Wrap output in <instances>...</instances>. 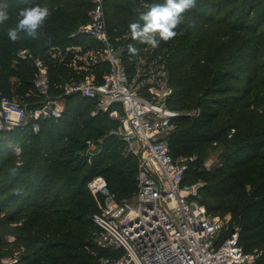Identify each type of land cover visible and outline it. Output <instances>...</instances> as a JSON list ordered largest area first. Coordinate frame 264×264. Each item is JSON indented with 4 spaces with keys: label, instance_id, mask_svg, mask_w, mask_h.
I'll list each match as a JSON object with an SVG mask.
<instances>
[{
    "label": "trees",
    "instance_id": "obj_1",
    "mask_svg": "<svg viewBox=\"0 0 264 264\" xmlns=\"http://www.w3.org/2000/svg\"><path fill=\"white\" fill-rule=\"evenodd\" d=\"M0 3L9 5V19L0 25V93L31 106L38 101L29 95L35 70L18 58L21 50L46 64L52 92L60 93L65 81L84 79L87 73L75 72L73 60L95 47L77 35L90 21L92 0ZM151 3L163 0H104L108 33L125 49H137L124 60L131 78L140 60L145 61L140 71L155 73L163 66L172 90L169 107L199 110L198 116L174 121L171 155L189 159L186 183L192 177L203 181L200 197L208 214L229 215L244 251L264 254V0H197L196 8L184 13L185 22L195 18L197 26L180 25L177 36L157 48L133 41L129 30ZM34 4H47L51 16L38 38L21 34L13 43L7 30L15 26L19 9ZM78 46L81 52L74 51ZM97 69V75L107 71L105 65ZM64 101L62 118L41 122L37 134L29 129L0 134V260L11 256L12 248L20 253L17 264H98L121 254L95 244L98 229L91 216L98 207L87 185L102 176L118 201L130 200L137 158L126 156L123 143L109 136L118 126L109 112L92 116L95 103L80 96ZM89 142L100 150L92 157ZM16 145L22 150L20 165L10 148ZM216 150L219 160L207 171L209 151Z\"/></svg>",
    "mask_w": 264,
    "mask_h": 264
},
{
    "label": "built area",
    "instance_id": "obj_2",
    "mask_svg": "<svg viewBox=\"0 0 264 264\" xmlns=\"http://www.w3.org/2000/svg\"><path fill=\"white\" fill-rule=\"evenodd\" d=\"M89 16V23L81 26L77 35L93 41L95 47L84 54L95 50L99 60L88 68L79 66L90 72L82 80L65 81L59 97L51 95L46 64L28 50L18 52L19 59L34 67L32 84L39 100L31 106L0 93V134L27 129L37 134L41 122L62 118L64 99L72 96L94 102L92 116L109 112V117L118 122L109 136L123 143L126 156L137 158L136 192L130 200L118 201L102 176L88 183L98 207L91 216L98 229L95 243L121 252L118 257L101 258L98 264H259L263 252L244 251L240 229L231 226L229 215L208 214L201 203L202 184L186 183L188 159L171 155L169 139L174 121L198 116L199 110L184 113L171 109L168 98L172 90L166 81L162 94L156 93L153 100L141 95L124 62L130 51L115 43L108 33L104 0H92ZM73 49L83 50L80 46ZM100 65H105L107 71L97 75L94 70ZM10 148L20 165L21 148ZM99 151L89 142V157ZM17 262L15 255L11 263Z\"/></svg>",
    "mask_w": 264,
    "mask_h": 264
},
{
    "label": "clouds",
    "instance_id": "obj_3",
    "mask_svg": "<svg viewBox=\"0 0 264 264\" xmlns=\"http://www.w3.org/2000/svg\"><path fill=\"white\" fill-rule=\"evenodd\" d=\"M197 0H163V3H151L146 10L139 11L138 20L129 24L131 39L141 44L157 48L161 41L167 42L177 36V29L185 24L186 28H195V18L185 22L184 13L196 8ZM9 5L0 3V25L9 19ZM51 16L47 4H34L19 9L18 19L14 27L7 30L8 38L17 42L22 38L36 39L39 30ZM130 53L137 49L129 45Z\"/></svg>",
    "mask_w": 264,
    "mask_h": 264
},
{
    "label": "rangeland",
    "instance_id": "obj_4",
    "mask_svg": "<svg viewBox=\"0 0 264 264\" xmlns=\"http://www.w3.org/2000/svg\"><path fill=\"white\" fill-rule=\"evenodd\" d=\"M139 58H141V57H139ZM96 59L99 60V57H98V54L95 50L90 52L89 54H84V55L82 54L80 56L76 55L74 57V60H73L75 62V63H73V65H74L73 68H74L75 72H80L81 73L80 75H83V73H88V70L87 69H80L79 66L83 65V66H85V68H88L89 66H91L93 64V62ZM144 64H145V61L140 60L139 66H137L135 69V74L132 73L131 75L134 76V82H137V88L140 90L141 95H143L144 97H146L149 100H153L156 93L162 94V92H163L162 89H165L164 81H166L167 75L164 72L165 69L163 66H161L160 69L155 73H153V70H150V69L147 70V72H145L144 70L140 71V69L142 68V66ZM153 66L154 65H152V67ZM82 70H84V72ZM138 74H140V76L142 77L140 79V81H138L139 80ZM150 89L153 90V93L150 92ZM156 90H158V92H156ZM30 94L35 95V91L34 90H33V92L30 91L29 95ZM51 95L54 97H59L60 93L54 91V92H51ZM36 99H38V98H36ZM25 103H27V102H25ZM64 110H65V101H64ZM219 155H220L219 150L209 151L208 158L204 164L205 170L209 171V170H212L214 168V166L217 164V162L219 160ZM179 158H183V157H179ZM176 159H178V158H176ZM195 159H196L195 157L191 158V160H195ZM189 168H190V164L188 163V169ZM190 179H192L193 181L190 180L189 181L190 183H188V184H192V183L204 184L200 178L192 177ZM10 228H13V226H10ZM7 238H8L7 240H10L11 238H13V236L7 235ZM95 244H97V243H95ZM9 252L11 253L12 257L11 256L3 257L0 260V264H14V263H11V259L13 258V256L17 255L18 258L20 256V253L16 252L14 248H12V251L10 250ZM15 264H17V263H15Z\"/></svg>",
    "mask_w": 264,
    "mask_h": 264
}]
</instances>
